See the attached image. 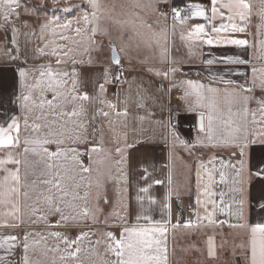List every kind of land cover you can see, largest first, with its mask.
<instances>
[{
  "label": "snow or ice",
  "instance_id": "snow-or-ice-1",
  "mask_svg": "<svg viewBox=\"0 0 264 264\" xmlns=\"http://www.w3.org/2000/svg\"><path fill=\"white\" fill-rule=\"evenodd\" d=\"M162 2L164 0L127 6L133 19L121 20L120 14L114 11L115 5L106 17L101 11L100 0H86V5L77 6L82 16L76 19L74 28L72 19L65 18L62 22L56 14L73 12L71 6L53 9L51 17L40 25L42 39L48 32L51 37L58 36L64 41L63 45L57 44L55 39L50 41L51 54L56 57L57 65L84 63L77 60L76 54L81 50L88 54V63L92 64V50L99 45L96 37L111 36L102 24L106 18L120 30V45L118 47L110 39L106 46L107 57L101 64L103 82L98 83L95 97L79 87L76 68L68 71L54 69L51 64L41 65L38 78L27 69L19 70L20 93L15 102L23 113V128L21 117L17 116H12L6 126H0V228L26 230L0 236V250H3L0 264H174L170 258L169 240H174L178 231L185 230L203 232L208 264H214L219 259V249L229 243L225 238L217 244L216 235L225 227L230 230V236L239 237L238 241L232 242V254L238 259L231 264H264V66L251 67L250 83L247 73L239 69L228 71L232 75L244 76L243 83L225 79L224 76H210L213 83L230 86L224 89L190 79L181 82L187 111L197 117V136L192 142L181 139L170 117L167 126L173 143L183 146L189 155L197 147L206 148L211 153L207 161L200 160L197 165V194L189 219L177 216L173 222V180L169 166L168 191L162 204L161 219L156 220L151 215V206L158 203L156 198L138 195L135 222L127 223L126 215L114 213L118 224L109 225L107 219L104 224L107 229L118 226V234L112 230H92L100 223L97 213L100 212L101 201L109 203L106 194L109 181L126 184L124 166L127 152L135 146V143H128L126 133L121 134L117 130L120 118H127L128 110L121 111L117 103L104 99L107 85L114 81L129 83L122 81L123 60L131 58L130 48L133 46L136 49L159 50L161 62H169V36L174 40L176 23L184 24L189 18L181 15L182 9L173 7V24L169 32L167 25L154 24L141 11H133L148 9L159 19L167 20L169 13L159 7ZM29 7L22 5L21 0H0V20L12 25L10 45L16 44V33L19 31L15 21L21 11L32 14ZM189 11L193 17L206 20L210 27V31H206V25L198 23L191 30H181L180 39L187 43L189 55L196 54L198 41L210 46H248V40L237 38V34L246 33L254 12L259 20L257 31L264 36V0L255 10L250 0H211L210 16L208 10L200 5H190ZM22 26L28 28L27 21ZM57 28L74 33V36L58 33ZM129 31L131 34L127 35ZM32 34L35 35V32ZM47 47L48 44H45L44 48H40V53L43 54ZM260 50V59L264 60V39L260 42ZM100 55H105L103 48ZM170 63L172 67L155 71V75L168 78L170 73L178 72L175 67L178 61L171 60ZM202 63L208 66L246 65L251 61L224 55ZM29 76L32 77L31 83ZM257 88L262 93L259 98L253 95ZM37 92L39 100L34 99ZM48 93L51 94L50 99ZM188 97L193 99L188 100ZM94 101H99L107 110L97 109L88 118L86 104ZM253 103L255 108L250 107ZM139 106L143 107V104ZM99 118L107 121L111 141L105 139L102 126L92 125V121ZM179 118L177 115V121ZM126 126V122L121 125ZM81 145L84 151H81ZM218 153H226V156ZM85 154L88 156L87 164L84 162ZM112 161H115V168ZM142 169L148 173L147 164L142 165ZM153 183L160 185L165 181L155 179ZM256 185H260L261 191L253 195ZM151 187L152 184H149L138 191L149 194ZM124 192L126 188L120 193L121 197ZM145 201L148 207H145ZM251 212H256L261 219L250 222ZM52 218H55L54 221ZM40 224L46 229L63 228L65 231H47L45 234L31 230L30 226ZM72 229H79L75 236L67 234ZM37 236L39 240L29 241V237ZM49 237L53 238L55 246L47 245ZM17 247L22 249L19 261L8 260L7 257ZM171 251L174 255L175 249Z\"/></svg>",
  "mask_w": 264,
  "mask_h": 264
},
{
  "label": "crops",
  "instance_id": "crops-1",
  "mask_svg": "<svg viewBox=\"0 0 264 264\" xmlns=\"http://www.w3.org/2000/svg\"><path fill=\"white\" fill-rule=\"evenodd\" d=\"M29 5V12L32 14H26L21 11V15L16 20V26L19 31L16 33V44L12 45L15 49L18 59L21 61L20 67H15L11 52L7 46L5 29L9 30L10 37L12 36V25L0 24V126H6L10 122L12 116L21 117V127L23 128V113L19 108L18 103L15 102V97L20 93L19 86V70L27 69L33 75H39V68L41 65H48L62 70L71 71L73 68L79 73V87L82 91H86L90 96H97L98 83L103 82L101 78V64H103L107 57L106 46L113 37H117L120 34V30L110 20L105 19L102 24L111 33V36L98 35L96 39L101 41V48L104 49L105 55H100V50L97 52L92 50L93 63H88V54L83 51L77 52V60H82L84 63L73 64H61L55 63L56 57L51 54L52 45L50 41L55 39L56 43L63 45L64 41L59 37H51L50 33L46 32L44 38L40 35V25L51 17L53 13H45L32 11L33 6H46V7H60L71 6L74 11L68 14L63 12L56 13L61 17V21L64 22L65 18L73 20V28L76 26V19L82 16V12L78 10L77 6L86 5V0H21V4ZM102 4L101 11L107 13L113 11L112 5H115L114 11L119 15L121 20H131L132 16L128 14V7L135 3L148 4L154 3L155 0H100ZM254 10L258 9L261 0H250ZM173 0H164L159 4V7L170 5L172 6ZM182 4L200 5L207 9V14L211 15V0H182ZM125 7H121V6ZM87 11H91L90 8ZM133 11H141L142 15L154 24L167 25L169 32H171L173 21L169 18L167 20L159 19L156 13H153L148 9H133ZM187 22L181 24L176 23V35L175 39L169 36V62H161L159 56V50L150 49H136L135 46L130 48V59L125 58L124 75L123 80H127L129 83H117L112 82L107 85V92L104 99L112 103H117L118 108L123 111L125 108L128 110L127 118L121 117L117 125V130L121 133L127 134L128 143H135L134 147L128 149L127 163L124 166V172L126 173V184L121 181L119 184H112L113 188L110 190L106 187V194L108 195L109 203H100V212L97 213V219L100 221L99 225L93 227V231L112 230L117 234L119 233V227H113L107 229L104 221L107 219L109 225H117L118 221L114 213L127 216V223L135 222V215L138 210V204L136 197L138 195L145 196L151 195L156 198L158 203L152 205L151 215L154 219L159 220L162 218V204L165 195L168 191L167 175L169 172V166L172 172V215L173 222H175L177 216H182L183 219L190 218L191 206H194L196 197V169L200 160L207 161L211 153L206 148L197 147L189 155L183 146L173 143L172 136L170 135V129L167 126V121L170 117L175 125V131L179 137L188 142L195 140L197 136V117L195 113L187 111V102L183 98L184 87L181 86L182 81L193 80L196 82L204 83L208 85L211 83L212 87L224 89L226 86L222 83H213L210 76H224L225 79H232L238 83H243L244 76L232 75L229 73V69H239L242 72L247 73L248 82H251V67L253 65L257 67L264 66V60L260 59L261 50L260 42L264 39L257 31V25L259 20L253 14L251 23L247 27L246 33L237 34V38L248 40L249 44L246 47H239L234 45L227 46H210L206 43H200L199 41L195 46V55H189V49L187 43L180 39L181 30H191L196 24L201 23L206 25V31H210L208 22L203 18L193 17L191 11L186 14ZM27 21L28 28H24L23 22ZM81 23H83L81 21ZM216 23H219L217 21ZM59 32H65V34L74 36V33H68L67 30L57 28ZM35 32V35L32 33ZM115 33V36L113 35ZM130 35L131 32H127ZM45 44L48 47L45 48L44 53H40L39 49L44 48ZM119 47V46H118ZM100 48V49H101ZM224 55L238 56L240 58L251 61L246 65H224L214 64L208 66L202 61H206L210 58H216ZM171 60L178 61L175 67L179 69L178 72L170 73L168 78L163 76H156L155 71H164L173 65ZM152 69V71H149ZM29 83L32 82V77L29 76ZM176 85V86H174ZM119 94V97H117ZM254 96L259 98L262 93L259 88L253 93ZM48 98L50 99L51 97ZM177 97V104L174 108H170L169 104L174 98ZM34 99L39 100V93L34 94ZM192 97H188V100H192ZM13 101L10 103L9 101ZM143 104V107L139 106ZM88 109V118H91L93 113L97 109L107 108L100 104L99 101H94L91 104H86ZM250 107L255 108V103ZM177 115L180 117L177 121ZM143 117V119H141ZM32 117L30 116V119ZM115 119V117H113ZM126 122V127H121ZM92 125L102 126L105 130V139L111 141L112 137L108 134V124L103 118L92 121ZM91 130V126H90ZM90 146V145H89ZM123 141L121 147H123ZM55 148V146H52ZM111 147V144H109ZM81 151H84V146L81 145ZM171 153V160H169V154ZM219 155H225L226 153H218ZM95 159V157H93ZM85 164L88 163V156H84ZM147 164L148 173H144L142 165ZM147 176L145 179L144 177ZM155 179H162L164 184L156 185L153 183ZM152 184L149 194L139 193L140 187L148 186ZM126 188V192L121 197L120 193ZM261 191L260 185H256L253 189V195H258ZM178 197V198H177ZM121 200L123 203H121ZM94 201L90 202L89 206H93ZM145 207H148L147 201H145ZM224 217H220L223 219ZM53 221L55 218H52ZM261 219L260 215L256 212L249 214L250 222H258ZM31 230L41 233H47V231H61L59 229H46L43 224L30 226ZM26 230L21 229H6L0 228V236L7 234H18ZM77 230L72 229L69 233L70 236H75ZM85 230H87L85 228ZM211 232V230H208ZM229 229L225 227L216 235L217 244L227 238L229 243L219 249V259L214 264H231V261L238 259L233 256L232 242L238 241L239 237L230 236ZM33 239L39 240V237H29L31 242ZM96 239V237H93ZM205 240L206 236L202 231H183L177 232L174 240L170 238L169 249L170 258L174 264H208V258L205 255ZM22 242V237H21ZM49 247L55 246L53 238L49 237L47 240ZM63 247V245H61ZM175 249V254H172V249ZM199 249L200 251H197ZM3 254V250H0V255ZM22 254V249L17 247L12 255L7 257L8 260L19 261Z\"/></svg>",
  "mask_w": 264,
  "mask_h": 264
},
{
  "label": "trees",
  "instance_id": "trees-1",
  "mask_svg": "<svg viewBox=\"0 0 264 264\" xmlns=\"http://www.w3.org/2000/svg\"><path fill=\"white\" fill-rule=\"evenodd\" d=\"M182 3V0H173V4L172 6L173 7H176V6H179L181 5ZM26 4H29L26 2ZM33 8L35 10H37L38 12H45V13H52L53 10L51 9H48L47 7H44V6H33ZM5 31V30H4ZM5 35H6V41H7V46L11 52V55H12V59H13V64L15 65V67H20L21 66V61L18 59L17 57V54L15 52V49L12 45H10L9 43V40H10V33H9V30L7 29V32L5 31Z\"/></svg>",
  "mask_w": 264,
  "mask_h": 264
},
{
  "label": "built area",
  "instance_id": "built-area-1",
  "mask_svg": "<svg viewBox=\"0 0 264 264\" xmlns=\"http://www.w3.org/2000/svg\"><path fill=\"white\" fill-rule=\"evenodd\" d=\"M173 8V6L170 5H166L163 6L161 9H163L164 11L169 13V19L172 21L171 18V9ZM176 8L182 9L183 11L181 12V15H186L189 12V6L187 4H182L179 6H176ZM175 101H177V97L174 98V100H172L169 104V107L172 109L174 108L177 104L175 103Z\"/></svg>",
  "mask_w": 264,
  "mask_h": 264
},
{
  "label": "rangeland",
  "instance_id": "rangeland-1",
  "mask_svg": "<svg viewBox=\"0 0 264 264\" xmlns=\"http://www.w3.org/2000/svg\"><path fill=\"white\" fill-rule=\"evenodd\" d=\"M44 7H46V6H44ZM65 7H68V6H65ZM48 9H51V10H53V9H60V7H47ZM53 13V12H52ZM3 23V21L2 20H0V24H2ZM113 35L115 36V33H113ZM114 38V42L117 44V46H119L120 45V40L117 38V37H113ZM100 48H101V41H99V45H98V47L95 49V51H99L100 50ZM107 49V48H106ZM38 93V92H37ZM47 95H50L49 97H51V94L50 93H48ZM112 163H113V167L115 168V161H112ZM112 184H113V182L112 181H109V183L107 184V189L108 190H110V188L112 189L113 188V186H112ZM108 196V195H107ZM109 200V199H108ZM77 233H78V230H77ZM33 258H35V257H33Z\"/></svg>",
  "mask_w": 264,
  "mask_h": 264
}]
</instances>
